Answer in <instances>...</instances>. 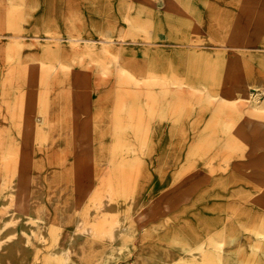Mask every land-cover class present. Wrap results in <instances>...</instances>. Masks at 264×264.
<instances>
[{"label": "rangeland", "instance_id": "374dc122", "mask_svg": "<svg viewBox=\"0 0 264 264\" xmlns=\"http://www.w3.org/2000/svg\"><path fill=\"white\" fill-rule=\"evenodd\" d=\"M0 196L28 264H262L264 0H0Z\"/></svg>", "mask_w": 264, "mask_h": 264}, {"label": "bare ground", "instance_id": "6f19581e", "mask_svg": "<svg viewBox=\"0 0 264 264\" xmlns=\"http://www.w3.org/2000/svg\"><path fill=\"white\" fill-rule=\"evenodd\" d=\"M0 199H1V196H0ZM7 200L8 199H5V201H7ZM137 205H138V201H136L134 203L135 207ZM28 206H29L28 198L22 197V198L18 199V201H17L18 218L22 217L24 220H27L30 218V214L27 211ZM2 218L3 217L0 214V239L3 241L2 242V248L4 247V250L0 249V264H28V258L31 254V250L27 246L20 248L19 239H21V237H20L21 235H20V233H18L17 227L13 226V225H8V226L3 225ZM123 218L124 217L121 215V219H123ZM23 227L27 228V226L25 224ZM126 229H127L126 226L123 223H121L120 227H118L115 230L116 242L119 243L121 235L123 232L126 231ZM80 234L76 235L75 233H73L67 242V246H64L62 248H58L55 251L56 254L64 253V258H65V251H67V249L70 248L71 245L74 244V241H76L77 237H79ZM203 250H204V247H201L200 249H197V250L193 249V250H189V251H191V253H190L191 255L197 254V255L201 256V254L203 253ZM74 252L77 253L76 251H74ZM183 257L177 256V257L173 258L171 262L176 263V261L182 260ZM191 262H193V261H191ZM124 264H129V263L125 262ZM262 264H264V262Z\"/></svg>", "mask_w": 264, "mask_h": 264}]
</instances>
